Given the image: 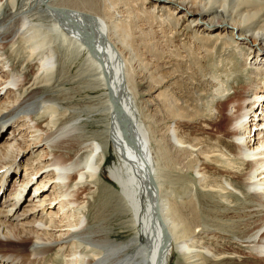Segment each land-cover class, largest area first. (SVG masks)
I'll use <instances>...</instances> for the list:
<instances>
[{"label":"bare ground","instance_id":"obj_1","mask_svg":"<svg viewBox=\"0 0 264 264\" xmlns=\"http://www.w3.org/2000/svg\"><path fill=\"white\" fill-rule=\"evenodd\" d=\"M57 1L72 0H0V264H168L173 246L187 264H264V0H138L190 33L206 62L199 80L207 89L198 93L197 107L185 110L164 78L143 91L156 94L166 140L140 121L129 59L115 39L130 41L127 25L94 11V0H73L74 8ZM53 30L62 47L71 41L87 51L104 82L105 140L120 159L106 175L132 216L136 238L120 242L108 232L100 205L111 187L100 176L105 144L83 140L80 116H58ZM193 125L219 143L189 139L184 128ZM166 143L191 157L183 168L194 178L181 172L192 179L182 195L161 183L168 166L177 169ZM26 159L19 174L16 162ZM199 194L230 219H200L188 232L175 209L194 210L184 197Z\"/></svg>","mask_w":264,"mask_h":264},{"label":"rangeland","instance_id":"obj_2","mask_svg":"<svg viewBox=\"0 0 264 264\" xmlns=\"http://www.w3.org/2000/svg\"><path fill=\"white\" fill-rule=\"evenodd\" d=\"M128 1L131 3H129ZM198 1L199 4L200 2H202L201 0ZM141 3L142 2H138V0H94L92 5L94 7V4H97L93 9L99 14L103 16L108 15L110 17V20H113L116 17L115 21L120 20V23H123L124 26H128L125 27L129 28L126 30V34L129 33V37L127 38L126 42L129 40L130 41L123 44L119 41V39H115L117 40L118 49L120 48L119 50H123L122 55L127 60L129 59L128 61L130 64L131 72L130 76L131 79H133V81L130 79L129 86L130 83L134 82L133 84L135 86L133 87L131 84L130 87L133 89H135L136 87L137 89H135L134 91H137L136 93H138L136 94L137 99L135 98L136 96H134L135 93L133 94V97L136 101L135 106H138L137 108L140 109L144 117L146 116L145 118H142L141 114L140 121L144 120V123H146L147 126H151L150 129L152 128L151 130L154 136L162 137L161 134L164 133V138L165 136H168V133L164 129L162 133H160L162 130L161 125H159V122H161V115L158 113L156 100L153 99L156 94H153L152 96H143V91H146L148 88L151 89V87L155 88L158 82H160L162 78H164L165 80H168V83L166 84L170 85L169 94H171L172 92L174 98L176 97L177 100H180L183 103L187 101L186 104L181 103V106L185 105V110L188 107H197V100L199 99V97L197 96L198 93L207 89L206 84L204 85L203 82L199 80L204 77V74L207 71V68L205 66L206 62L205 59L201 57L202 51L200 53V50H202V48H199L201 44L196 42V44H199L197 45L198 48L196 46H193L196 44L195 42L190 40L192 39L189 36L190 33L185 31L180 32L181 28L178 29L179 26L174 24V22H172L170 19L166 20L165 16H163V18H160L157 15V12L153 11L154 9L152 8L151 4L146 5L142 3L141 5ZM55 4H57L56 6H58V4L59 6L68 4L66 7H75V3L73 2V0L71 1V3L68 2L67 4H61L60 1L55 2ZM133 4H135V6ZM106 8L109 9L107 10ZM106 10L108 14H106ZM129 10H131V12ZM150 11L152 13L151 15ZM143 12H145V14ZM117 14L120 16H118ZM51 36L53 38V46L55 47V50L58 53L56 77L57 80H59V91L58 89H54L56 101L60 104L61 107H59L60 112L58 116L60 118H64V120H70L74 117L80 116L79 119L81 120V123L79 126L81 129V137L83 138V140L92 141L95 139H100L99 141H102L101 143L105 144L107 151L106 163L102 166L100 176L101 182L104 183L106 186L111 185V187L109 186V189L103 190L101 196H103L104 199L106 197V199L103 200V204L100 203V205L101 207L103 205L102 210H105L103 212V215L105 214L106 216V224L108 225L109 230L108 232H110V236L112 238L120 242L136 238L138 236L139 231L133 223L132 216L130 213L123 210L122 201L119 200L118 196V188L117 186H114V183L111 182L106 175L109 168L114 167L117 164L119 165L120 159L113 145L107 142L109 130L108 113L110 104L108 103L106 89L103 86L104 82L103 80L101 81V76L97 68L92 65L90 60H88L89 57H87V51L84 50V48L82 49L76 43H74V45L70 44V40V42H66L67 44H64V47H62V43L59 42V32H57L56 30H53V32H51ZM187 39L188 41H190L188 42ZM191 43L193 45H191ZM129 44L131 45L129 46ZM131 46L132 48H130ZM132 51L133 54L131 53ZM174 54L176 56H180V60L178 62L175 61ZM201 59L204 60L202 61ZM131 62L133 63L131 64ZM175 63L178 64L174 66ZM168 64L172 66H169ZM165 65H168L167 67L169 68H166ZM138 86L140 89L138 88ZM164 87L166 86L164 85ZM186 113L189 115H193V113L191 112ZM198 116L199 115H196V117L194 116V119H196ZM189 127L184 128L185 132L183 131L184 133H186L185 136L189 137V139L195 136L201 137L205 140L213 141L215 143L218 142L213 136L209 134L207 136H199L197 125ZM158 132L160 133V135ZM165 132L167 134H165ZM166 139L164 138V140ZM150 147L152 149L153 155L155 156V147L151 143ZM167 147L168 153L169 155L171 153L170 156L172 159V162L169 163H173L174 166L177 167V169L173 166H168V168L165 170L167 174L165 175V178H163L164 180H162L161 183L165 181L164 186L168 185L170 188L175 190L176 193H180L182 195V192L183 194L189 192V184H191L190 182L194 178V174L192 172L187 173V169L183 168V164L186 163L191 157L188 152V154H177L173 152L171 149L172 146L169 145V143L167 144ZM35 155L36 154L31 156L30 158L35 157ZM27 159L19 160L17 162L15 161L17 165L21 167V170H19V174L22 173L24 165H26V162H28ZM195 160V157H193V161ZM181 172H183L182 174L184 175L187 173V175L192 177V179H186V177L182 178ZM30 193H32V190L30 191L29 189L25 194V198H27ZM110 194L112 196H110ZM184 198L187 203H190V205H197L194 210L192 209L194 212L189 209V204V208L179 205L175 209V215L186 223L188 232L193 231L197 226V223L199 222H206L207 220V222L214 221L215 223H225L230 219L229 216L222 215L219 212L220 207L218 205L214 204L213 202H211V200L206 199L200 194L199 197L191 196L188 200L186 199L187 196H185ZM0 200H2V198ZM195 202L199 203L197 204ZM196 214L198 217L196 216ZM202 214L206 218H204ZM200 219L203 221H201ZM168 264H187L186 260L176 253L175 246H173V249L171 250Z\"/></svg>","mask_w":264,"mask_h":264}]
</instances>
